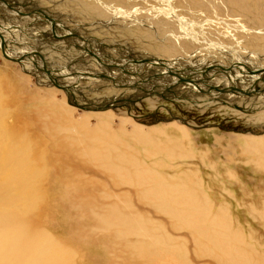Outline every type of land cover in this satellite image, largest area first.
I'll use <instances>...</instances> for the list:
<instances>
[{
    "label": "rangeland",
    "instance_id": "obj_1",
    "mask_svg": "<svg viewBox=\"0 0 264 264\" xmlns=\"http://www.w3.org/2000/svg\"><path fill=\"white\" fill-rule=\"evenodd\" d=\"M250 1L243 12L236 0H193L192 5L188 0L187 3L185 0H0V129L6 130L5 141L27 139L31 143L32 165L40 174L33 187L34 205L31 198L26 208L13 210L22 220L30 222L33 239L38 241L50 235L63 264H162V261L148 259L146 252L138 248L139 235H123L113 226L108 228L97 221L107 216L109 205L116 203L114 198L118 201L117 197L127 195L126 191L136 197L135 187L116 185L113 177L90 161L63 153L64 134L70 131L63 128L51 132L53 112L46 105L41 111V96L46 95L55 100L65 99L71 110L74 107L72 123L76 125L79 121H87L91 126L109 122L119 129L125 123L126 129L132 131L133 123H138L146 130L160 126L165 133H176L177 125H183L189 132L195 157L180 159L174 162L175 167L164 166L166 173L160 175L173 182L183 184L189 180V185H199L195 196L205 195L203 204L207 205L201 209H207L212 218L223 222L220 224L232 246L248 250L241 252L255 259L252 264H264V216L260 215L264 212V172H256L243 154L245 137L264 134V93L258 97L253 92L231 103L225 100L228 92L222 94L225 98L218 99L211 92L213 88L199 89L188 79L179 80V85L167 89L170 81H176L173 78L187 75L201 62L213 72L210 82L222 71L220 74L233 75L229 77L231 84L236 80V84H251L250 73L264 71V46L256 41V37L264 35V18L257 10L264 2ZM7 7L13 8L16 21H6L10 17L5 14ZM33 23L38 26L34 33L26 30ZM9 50L17 52V57ZM136 63L148 67L139 72L141 85L163 89L150 90L147 95L132 90L121 94L115 83L90 86V78L87 79V76L93 81L108 77L100 73V66L124 76L120 70L132 69ZM89 69L93 75L87 74ZM100 74L103 75L99 77ZM123 117H129L127 122L120 121ZM56 123L63 125L65 121L59 119ZM138 149L134 159L147 164L150 160L142 158L146 157L143 147ZM102 173L108 176L106 186ZM4 177L0 174V181L7 184ZM70 180L85 181L92 187L74 190ZM14 191L11 187L0 191V211H6L3 206ZM122 202L119 203L123 205ZM146 202L136 204L159 226L166 227L168 240L187 245L188 256L175 252L179 263L224 264L212 245H195L204 242L200 238L195 242L196 237L186 227L174 226L171 215L151 202L142 205ZM147 222L150 225L149 219ZM170 234L177 239L173 240ZM9 264L25 263L20 259Z\"/></svg>",
    "mask_w": 264,
    "mask_h": 264
},
{
    "label": "bare ground",
    "instance_id": "obj_2",
    "mask_svg": "<svg viewBox=\"0 0 264 264\" xmlns=\"http://www.w3.org/2000/svg\"><path fill=\"white\" fill-rule=\"evenodd\" d=\"M188 1H190L191 5L193 4V0H188ZM185 2L187 3V0H185ZM247 2H251V1L236 0V5L241 7L243 9V12H245L247 8V4H246ZM262 2H264V0ZM12 7L11 8L7 7L5 9L6 16L10 14V17L9 18L7 17L6 19L7 22H11L12 20L16 21V19H14V15L16 17L17 15L15 14V12H13ZM261 7H262L261 9L257 8V10L261 12L260 17L264 18V4ZM19 22L20 23L23 22L22 19ZM262 22H264V19ZM26 30L29 32L32 30V33H34L35 31L38 30V26L35 23H33V26L30 27L29 29L26 28ZM74 38L80 39L79 36H75ZM256 41H259L262 44L261 47L263 48L264 35L256 37ZM252 50L258 51V49L256 48H252ZM10 53L13 57L14 56L17 57L16 55L17 52L15 54H13L12 52ZM102 58H104V56H102ZM127 65L130 66V64L128 63ZM198 65H199L198 68H193V70L191 69L192 71L190 72L188 71L189 73L186 72L185 74L188 73L187 75H181L183 77L176 79L173 78V80L176 81H170L167 89L179 85L182 81H187L186 79H188L190 82L193 83L192 85H194L199 89H203L207 91L209 87L213 88V91H211L212 89L208 91L213 92V94L216 95L218 99L225 98V96H223L222 94L228 92L226 93L225 100L231 103H236L238 102V99H240L239 97L248 96L253 92H257L258 97L260 94L264 93V71L260 73H254V72L250 73L253 79L251 81L252 82L251 84H246V83L236 84V82H238L237 80L235 83L231 84L229 82L231 81L229 77H232L233 75L229 76L228 73L226 75L224 72L225 69L223 70L224 74L222 73L220 74V72L222 71L218 72L219 74L216 73L218 75L216 77V80L214 81L212 80L213 82H210L213 76V72L208 71L210 67L208 68L205 65V62H201ZM142 67L144 69H141ZM146 67L147 65L145 64L136 63V65L133 66L132 69H127V70L121 69L120 71H122V75H124L121 76L119 74H115L114 73L115 71L113 72L111 70H108L107 68L105 69L102 66H100L99 68L100 73L108 74L107 75L108 77L102 78L100 76L103 74H100L99 77L101 79H97V81L91 80V77L88 76L87 79L90 78L89 79L90 86L91 85L96 86L97 84L105 86V82L107 84L110 82L115 83L116 86L120 87L121 94L126 92L127 90H132V91H136V93L140 95L141 93L147 95L150 90L152 91L156 89L157 90L163 89V88H159V86L153 87L151 85L150 86L145 84H144L145 86L141 85L142 78H140L141 74L139 72H141V70L144 72ZM242 70L244 71V68ZM91 71L93 70L89 69L87 71V74L88 73L92 74ZM109 71H111V73ZM232 71H234V69ZM237 73L241 75L239 72ZM83 74L86 73L84 72ZM220 75H224V76L220 77ZM193 77L196 83L193 81L192 79ZM100 80H104V81L101 82ZM179 80L181 81L180 83ZM70 81L73 80L71 79ZM72 83L73 82H71L70 85ZM136 85L138 86L136 87ZM228 85L231 86L236 85L238 87L232 88L229 87ZM233 89H235V91ZM250 90L251 92H249ZM41 98H42L41 111L45 108L44 106L46 105V109L53 112V114H51L52 115L51 123L49 126V128H51L50 129L51 132H53L54 134V131L56 133L63 128H66L67 132L68 131L71 132V133L69 132L68 134H64L65 136L62 142L63 143L62 148L64 150L63 153H65V155L69 156L71 154H74L77 155L78 157L85 158L86 160L90 161L93 166H96L97 168L103 170V173H106L107 175L113 177L114 183L116 185L124 184L125 186L132 185L135 187L136 197L129 196L130 195L129 191H126L127 195H123V196L119 195L117 197L118 201H116V198H114L113 202L116 203H114L113 205L110 204L109 207L107 206L110 209V211H106L108 212L107 216H101L97 218L98 222L100 220L101 223L108 228H111L113 226L116 230L119 231L120 234L123 235L124 234L139 235L140 239H139L138 248L146 252V257L148 259L161 260L162 264H183L178 262V260L175 257V252L177 251L179 255H182L184 253L187 254V250H188L187 245L182 244L183 242H174L168 240L169 233L167 234V232H165L166 227L165 226L161 227V225L159 226L157 224L158 222L151 219L150 214L147 211H144L141 207H139L136 204L138 202L141 203L142 201L144 202L147 201L144 204L142 203V205H146L148 202H151V204H153L154 206L159 207L161 211L164 212L166 211L165 213H168L174 218V226H181L184 228L186 227L188 229V232L190 231V233L196 237L195 242L197 238H200L202 242H204V243L196 242L195 245L198 244L201 245L206 244L207 246L212 245L214 249L213 252H215L220 257L219 261H221L222 263L252 264V261L253 263H255L254 262L255 259H253L251 255L249 254L246 255L244 254V252H241L243 250L245 251V249L239 250L238 248L232 246L229 240L228 233L225 231V228L220 224V223L223 224V222H220L215 218H212L210 216V212H208L207 209H204V211L202 210L204 207L207 208V205L203 204L206 202V196L204 195V197L202 196L203 197L202 198L198 193L196 194V196L194 193L197 189V186L199 185L195 186L192 182H190L192 183V185H189L188 183L189 180L184 182L183 184L179 183L178 181H176L177 182L176 183L168 180L167 177L160 175L161 173L162 174L166 173L162 169L164 166L166 167L171 164L170 165L171 167L172 165L173 167H175L177 164H175L174 162H177L180 159H188L195 157L194 156L195 151L190 146L191 141L189 137V132L185 127H183V125L182 126L177 125L176 133L174 132L165 133V130L160 126L152 127V129L150 128L146 130L144 129L143 125L138 123H133L132 131L126 129L125 123H122V127H120L119 129L113 128V126H111L109 122L97 124L98 126L96 125L91 126L88 124L89 122L87 121H79V125H76L72 123V121L75 118L74 117L75 114L73 113L74 107H72L73 110H71V108L68 107L67 104H65V101H63L65 99L55 100V98L50 95L41 96ZM46 98L47 100L48 99L51 100V102L54 104L53 105L50 104L49 101L46 100ZM106 107L110 108V105L107 104ZM110 113L113 115L112 110L110 111ZM127 118L129 117H123L122 119H120V121L125 122ZM59 119H63L65 123L63 125L57 124L56 122H58ZM53 122H55V124ZM68 122H70V125L67 124ZM4 131L6 130L0 129V174L5 175L4 179L7 181V184L6 182L5 184H2L0 181V191L1 190L5 191L9 187L14 189L15 191L13 192L11 198H9V202L6 203L5 206H3L5 207L6 211L4 210L0 211V264H9L13 261H17L20 259L25 264H63V260L61 259V256L59 255L58 251L55 250L56 247L50 235L48 236V238H41L38 241L36 239H33L30 232L31 230L30 222L28 220H22L20 216L17 213H15V211L13 210V209L20 210L22 208L27 207L26 202L29 199L33 198L32 195L35 193V192L33 193V187L36 186V184L38 183L40 174L39 171L35 169L36 168L35 165H32V161H33L32 159L34 157L32 156L31 143L27 139H22L24 141L21 142H19V140L5 141L3 140V138L7 137V134ZM128 131L129 133H127ZM164 133L166 134V136H164ZM129 135L131 136V138H127V136L129 137ZM12 136L13 135H11V137ZM163 138H167V139H163ZM243 142H244L243 154L245 157H247V163L253 165L254 169L256 168L255 171L259 170L260 172H264V134L261 136L248 135V137L244 138ZM71 144H73V146ZM139 146L143 147V150L146 154V157H142V158L150 160L149 162L147 161V164L144 163L146 161L144 162L141 161L142 159H139L138 161L134 159L133 155H136L135 149L136 148L138 149ZM137 154L141 156L142 152H138ZM57 167L58 165L55 166L56 169ZM19 169L21 170V172L18 171ZM106 174H103L102 176L105 177V180L102 179L104 186H106L108 183L107 180L108 176H104ZM150 174L152 175V179H150ZM69 182L71 183L70 186L72 185V187H74V190H78V191L83 188L92 187V185L90 186L85 181L70 180ZM109 182H111V180ZM199 183L202 184V182L198 180V184ZM95 184L97 185L98 183ZM106 191L107 193L113 194V192L110 191L109 189H107ZM113 195L115 197V194ZM88 197L89 196H87L86 198ZM123 200L125 202H122ZM34 201L35 200L33 198L32 206L34 205ZM92 201L93 198L91 199L90 202ZM119 202H122L124 204L121 205ZM117 203L119 204L117 205ZM149 207L151 206L149 205ZM198 207H200L199 209H201L202 207L201 210L203 212L201 210L199 211ZM260 215L264 216V212H260ZM201 218L202 219L204 218L203 219L204 223ZM148 219L150 225L147 222ZM204 224L206 228H204ZM162 231L166 233L165 236L162 234ZM170 236L172 235L170 234ZM172 237L173 240L177 239V237L175 238V236ZM181 238H183L182 240L186 239V237H181ZM200 239H198L197 241H200ZM245 248H247V245ZM246 251L248 252V250ZM166 256L168 258L164 259V257ZM258 256L260 257V255ZM190 263L191 262H187V264Z\"/></svg>",
    "mask_w": 264,
    "mask_h": 264
}]
</instances>
